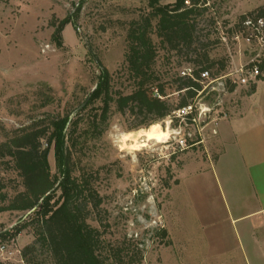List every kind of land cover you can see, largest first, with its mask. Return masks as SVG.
<instances>
[{
  "label": "rangeland",
  "instance_id": "rangeland-1",
  "mask_svg": "<svg viewBox=\"0 0 264 264\" xmlns=\"http://www.w3.org/2000/svg\"><path fill=\"white\" fill-rule=\"evenodd\" d=\"M202 3L207 10L196 17V42L189 51L162 45L153 20L151 37L157 48L153 69L159 76L155 83L165 84L172 104L182 98L178 78L186 68L212 63V72L218 75L229 66L219 30L230 34L264 0ZM151 11L149 0H0V144L34 121L47 125L54 117L71 114L74 120L83 115L75 133L80 137L73 148L74 174L93 173V186L103 196L101 207L91 215L92 225L99 227L97 218L106 217L110 224L106 239L130 240L132 249L142 250L143 264H218V222L224 226L228 222L216 161L223 148L218 112L231 118L255 83H212L195 102L198 127L183 129L178 126L181 121L172 123L170 118L141 127L156 125L169 135L166 142H151L140 150L132 148L130 132L139 130L129 128L134 117L113 108L108 122L99 127L103 132L93 137L87 118L100 104L80 113L102 73L100 64L111 74L115 90L132 91L125 60L128 32L134 20ZM65 19L71 22L61 32L62 45H57L54 33ZM205 52L209 60L202 58ZM232 52L239 62L237 48ZM185 133L186 145L181 146ZM48 158L55 175L53 144ZM0 182L11 197L23 188L9 157H0ZM26 216L16 210L0 212V233L15 231ZM37 235L31 222L19 234L2 239L0 263L54 264L39 243L31 262L23 260V249L34 244Z\"/></svg>",
  "mask_w": 264,
  "mask_h": 264
},
{
  "label": "trees",
  "instance_id": "trees-1",
  "mask_svg": "<svg viewBox=\"0 0 264 264\" xmlns=\"http://www.w3.org/2000/svg\"><path fill=\"white\" fill-rule=\"evenodd\" d=\"M149 3L152 11L140 20H134L128 32L125 60L133 79L132 91L115 90L111 74L100 64L102 73L82 104L80 113L91 105L96 109V104H100L87 118L93 137L103 132L99 127L108 122L113 108L134 117L130 129L149 127L169 118L174 110L200 97L202 85L198 80L201 72L212 70V63L199 64L193 68L192 76H180L178 90L183 93L182 98L177 104L167 99L165 84L155 83L159 76L153 69L157 58V48L151 37L153 20H157L155 32L162 45L178 52L189 51L196 42V17L204 14L207 7L202 0H175L167 4L149 0ZM254 12L264 17V5ZM69 22L70 19H65L54 33L57 45H62L61 32ZM201 56L209 60L206 52ZM261 67L264 70V63ZM82 120L83 115L72 120L71 114L54 117L47 125L37 120L17 129L10 139L0 144V157L10 158L23 187L11 197L4 189L5 184L0 182V212L16 210L27 213L25 221L17 225L15 231L0 233V241L8 235L19 234L27 223L32 222L37 226L38 235L35 243L22 251L27 263L31 262L35 245L39 243L54 264H143L142 250L138 247L132 249L130 240L124 238L112 243L106 239L110 228L106 217L97 218L99 227L90 222L92 213L101 207L103 196L93 186V173L74 174L73 148L80 137L75 133ZM52 144L57 168L55 175L48 158Z\"/></svg>",
  "mask_w": 264,
  "mask_h": 264
},
{
  "label": "crops",
  "instance_id": "crops-1",
  "mask_svg": "<svg viewBox=\"0 0 264 264\" xmlns=\"http://www.w3.org/2000/svg\"><path fill=\"white\" fill-rule=\"evenodd\" d=\"M243 102L218 122L219 192L228 216L226 226L218 222V264H264V75Z\"/></svg>",
  "mask_w": 264,
  "mask_h": 264
},
{
  "label": "built area",
  "instance_id": "built-area-1",
  "mask_svg": "<svg viewBox=\"0 0 264 264\" xmlns=\"http://www.w3.org/2000/svg\"><path fill=\"white\" fill-rule=\"evenodd\" d=\"M219 31L220 39L229 53V66L218 75H214L212 70H203L201 78L198 80L202 85V91L199 95L204 94L207 87L216 81H220L219 84L222 85H225L228 81L232 84L247 82L254 84L264 75V70L261 67L264 63V17L248 14L239 22L238 27L231 30L230 34L222 29ZM234 47L237 48L240 63L234 58L232 52ZM246 52L248 53L246 54ZM192 71L193 68L188 67L182 72V75L192 76ZM205 82H207L206 85ZM196 101L197 99L189 105L174 110L169 117L171 122L173 123L174 120L181 121L178 126L183 129L195 125V127H198ZM227 116L226 112H218V120L225 119ZM186 141L187 136L185 133L184 142L180 143L181 146L186 145ZM0 249L3 250L4 246H1Z\"/></svg>",
  "mask_w": 264,
  "mask_h": 264
},
{
  "label": "bare ground",
  "instance_id": "bare-ground-1",
  "mask_svg": "<svg viewBox=\"0 0 264 264\" xmlns=\"http://www.w3.org/2000/svg\"><path fill=\"white\" fill-rule=\"evenodd\" d=\"M130 135H133V138H131L133 142L132 144L133 150H140L141 148L148 146L149 143L151 142H156V143L166 142L167 136L169 134L162 131V129L159 128L158 126L154 125L149 129L144 128L137 130L135 133L130 132Z\"/></svg>",
  "mask_w": 264,
  "mask_h": 264
}]
</instances>
